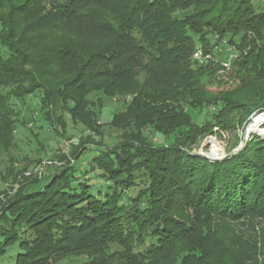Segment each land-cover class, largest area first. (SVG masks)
I'll use <instances>...</instances> for the list:
<instances>
[{"label":"trees","instance_id":"trees-1","mask_svg":"<svg viewBox=\"0 0 264 264\" xmlns=\"http://www.w3.org/2000/svg\"><path fill=\"white\" fill-rule=\"evenodd\" d=\"M71 26L90 37L74 39ZM199 47L219 61L234 49L231 71L197 63ZM98 94L126 98L124 134L178 140L101 148L84 171L64 165L20 187L0 204V263L258 264L264 230L245 240L246 253L215 221L264 222V141L218 162L183 148L264 113V2L0 0V148L33 122L18 103L34 96L58 137L68 119L98 136Z\"/></svg>","mask_w":264,"mask_h":264},{"label":"rangeland","instance_id":"rangeland-1","mask_svg":"<svg viewBox=\"0 0 264 264\" xmlns=\"http://www.w3.org/2000/svg\"><path fill=\"white\" fill-rule=\"evenodd\" d=\"M254 1L260 2L261 0ZM67 33L77 40H84L90 37L89 33L85 31L80 32L72 26L67 28ZM226 52L227 48L223 50V55ZM220 71L225 73L221 68ZM210 89L212 92L217 93L221 89H224V87H211ZM94 101L96 102V106L93 108L97 112L98 133H100L98 136L82 125L75 127L70 119H68L64 135L58 137L55 127L43 118L41 99L38 96L29 97L26 99V102L18 103V109L22 111V119L26 120V118H31L32 115L33 122L27 128L19 126L16 133V146H9L6 149L0 148V204L6 203L8 196H13L22 186L29 184L36 187L38 181L48 182L56 170L60 167L62 168L64 165L67 167H78L82 171L89 166L88 159L98 149L118 147V145L124 142H133L138 147L144 145H147L145 147L154 148L169 147L180 136L176 135L177 133L166 136L154 131V133H147V135L145 133L143 136H139L140 133L136 135L134 132L124 134L123 127L126 124L124 119L129 107V104H126V98H109L98 94L94 96ZM188 113L197 120V116L193 111L189 110ZM254 117L255 115L249 117V123L244 127L235 126V129H231L227 128L226 125L224 129L217 128L212 134H206L198 137L196 141L187 142V147L183 149L191 155L200 156L211 162L223 161L229 156L238 153L237 149L243 142L246 143L258 139L261 142L264 141V134L253 133L249 136L247 135L249 124ZM170 132L172 131L169 130L168 133ZM99 138H102L100 142L101 146L97 142H94V139L98 140ZM83 142H88L84 148L86 152L83 153L81 151L80 157L74 159L72 152L80 148L79 146ZM68 144L69 149L66 148ZM215 150L222 151L223 156L208 159L207 156H210ZM63 153L65 154L64 157L67 158L66 162H61L57 159L56 155L60 154L63 156ZM42 164L43 166L45 165V171L44 174L39 175L35 173V170L42 166ZM80 175L85 177V179L92 178L87 173L85 175L80 173ZM215 222H217L215 225H220L223 230H228L229 236L226 239L229 245L234 246L236 250L242 249L246 253L249 251L247 247L245 248V240L250 239L251 236H255L256 232L260 233L264 230V222H260L261 224L255 226L247 221L240 223ZM263 257V255L259 254L257 259L258 264H264ZM242 258L247 260L249 256L245 255ZM230 259V263H234L232 255ZM81 260L76 256H69L62 259L58 264H79ZM7 261L5 260V262ZM0 264H3V262Z\"/></svg>","mask_w":264,"mask_h":264},{"label":"built area","instance_id":"built-area-1","mask_svg":"<svg viewBox=\"0 0 264 264\" xmlns=\"http://www.w3.org/2000/svg\"><path fill=\"white\" fill-rule=\"evenodd\" d=\"M264 2V0H262ZM237 58V54L234 49H227V52L225 53V58H223L221 61L217 59V57L213 53H209L204 51L203 48L199 47L197 50L194 52L193 59L199 63L200 65H211V64H219L220 68L224 72L231 71L233 67V61ZM264 114V113H263ZM260 114L259 116H261ZM258 116V117H259ZM69 149V144L66 147ZM44 168L45 165L40 166L35 170V173L42 175L44 174Z\"/></svg>","mask_w":264,"mask_h":264},{"label":"bare ground","instance_id":"bare-ground-1","mask_svg":"<svg viewBox=\"0 0 264 264\" xmlns=\"http://www.w3.org/2000/svg\"><path fill=\"white\" fill-rule=\"evenodd\" d=\"M259 115H257V116H255L253 119H252V121H251V123L249 124V127H248V136L250 135V134H253V133H255V134H264V114H262L261 116H259ZM259 127H261V128H259ZM210 156H212V157H222L223 156V153H222V151H220V150H215L214 152H212L211 154H210Z\"/></svg>","mask_w":264,"mask_h":264},{"label":"water","instance_id":"water-1","mask_svg":"<svg viewBox=\"0 0 264 264\" xmlns=\"http://www.w3.org/2000/svg\"><path fill=\"white\" fill-rule=\"evenodd\" d=\"M245 146V143L243 142V144L240 145V147L237 149V152L242 150V148ZM208 159H215L214 157L211 156H207Z\"/></svg>","mask_w":264,"mask_h":264}]
</instances>
